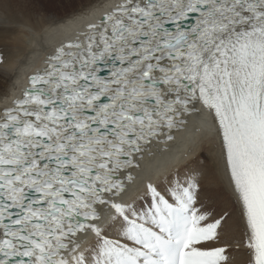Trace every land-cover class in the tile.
<instances>
[{"label": "snow or ice", "instance_id": "snow-or-ice-1", "mask_svg": "<svg viewBox=\"0 0 264 264\" xmlns=\"http://www.w3.org/2000/svg\"><path fill=\"white\" fill-rule=\"evenodd\" d=\"M197 104L264 264V0H120L61 44L0 110V264H226L199 247L219 221L191 178L124 199L136 155Z\"/></svg>", "mask_w": 264, "mask_h": 264}, {"label": "bare ground", "instance_id": "bare-ground-1", "mask_svg": "<svg viewBox=\"0 0 264 264\" xmlns=\"http://www.w3.org/2000/svg\"><path fill=\"white\" fill-rule=\"evenodd\" d=\"M119 2L120 0H75L74 4H71L69 0H65L58 4V7L26 9L27 7L13 5L11 0H0V110L11 107L13 101L21 97L28 87L29 77L46 68L45 61L53 54L54 50L51 49L54 46H59L86 31L89 23L99 19ZM184 125L187 127L184 128ZM165 133L158 140L147 144L143 152L136 155L135 162L127 173L132 179L129 181L127 176L122 177L127 188L124 199L138 205L137 200L144 199L146 186L149 183L158 186L157 182L165 181L166 178H161L170 169L181 167L180 164L185 161L192 163L194 168L200 164L205 168L204 171H207V177L204 179H207L208 188L205 187L204 190L211 194L210 200L213 201V208H209V211H212V215L223 211L225 220L230 218L225 222V233L236 236L230 239L237 242L232 243L233 246L242 244L246 248V251L238 253L232 251L234 255L230 257L237 258L235 262L233 260L236 264H253V252L248 247L250 231L242 206L229 183L217 121L198 107L183 117V123ZM171 141L176 143L168 145ZM190 157L192 161L189 162ZM183 169L184 167L180 168L181 173H185ZM233 207L235 210H232ZM234 211L237 217H240L239 234L231 227L235 222ZM93 241L95 242V239L91 235H79L78 243L82 249L90 250L95 244ZM206 244L207 241L199 247ZM208 248H213V244Z\"/></svg>", "mask_w": 264, "mask_h": 264}, {"label": "rangeland", "instance_id": "rangeland-1", "mask_svg": "<svg viewBox=\"0 0 264 264\" xmlns=\"http://www.w3.org/2000/svg\"><path fill=\"white\" fill-rule=\"evenodd\" d=\"M64 1L63 0H25V2H24V0H11V3L13 5H15V6L27 7L26 9H29L28 7H58V4L63 3ZM69 1H70L71 4L72 3L74 4V2H75V0H69ZM54 11L58 12V10H54ZM187 121H189V119H187ZM183 127L186 128L187 125H184ZM175 140L177 141V137L175 138ZM175 143L176 142L173 143V141H171V142L168 143V145L169 144L170 145H173ZM191 159H192V157H190L189 162L192 161ZM180 165H181V167H184L183 171L185 170L184 171L185 173H181L180 172V168H181L180 166L179 167L178 166H175L172 170L170 169L167 173H165V175L161 178L163 180L166 178L165 181L162 182L163 184L160 181L157 182V185L159 184L158 187L160 186L159 188L161 190H163L165 187H167V182L169 180L175 178V176L178 173H179V175H180L181 178L188 177V178H191L193 181L197 182L198 183V186H199V189H198V193H197V204L195 205V207L199 208L201 212L206 213L207 216H208V220L205 221V222H202V223L206 224V223H212V222H215V221H219V227H220V229H219V227L217 228V237H216V239H214L212 241H207V244L204 245V246H202V247H200V248L212 250V249H215V248H218V247H224L226 249L225 255L227 257H229L227 259L226 264H236L234 262L236 261L237 258L236 259L235 258L232 259V257H230V256H233L235 252L238 253L239 251H246V248L241 243H240L241 246L240 245H234L233 246V244H235V243L237 244V242H235V240L232 239L234 241L233 242L230 239L233 238V237H236V236H234L233 234H231L232 235L231 236V235H229L228 232L225 233V230L226 229L224 228V226L226 225L225 222H226V220H228L229 217L226 218V220H225V218H224V215L225 214H224L223 211H220L217 215H214V214L212 215V211L211 210H210L211 212L209 211V208H213L212 207L213 201L210 200L211 199V194L204 190L205 187H206V189L208 188L207 179L206 180L204 179L205 177H207L206 174H205L207 171L205 172L204 171L205 168L203 166H201L200 164H198V166L196 168H194L192 166V163H188L186 161L184 163L180 164ZM140 166H141V164H140ZM186 168H187V170H186ZM169 172H170V175H169ZM134 174H136V173H134ZM154 186H155V184H154ZM137 202H138V205L139 204H143L144 203V199H138ZM232 210H235L234 207L232 208ZM234 214H235V219H233V218L232 219L235 222H233V225L231 227H232V229H233V231L235 233L237 231V233L239 234L240 229H241L240 228L241 226L238 224V219L240 217H237L235 211H234ZM239 222H240V220H239ZM234 227H236V228H234ZM224 234H226V235H224ZM227 235H229L230 237L229 236L227 237ZM94 243L95 242L93 241V244ZM210 244L211 245L213 244V248H208V247H211ZM91 245H92V243H91ZM227 245H229V246H227ZM233 260H234V262H233Z\"/></svg>", "mask_w": 264, "mask_h": 264}]
</instances>
